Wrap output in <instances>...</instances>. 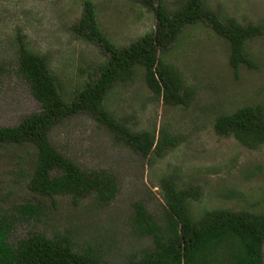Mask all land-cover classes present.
<instances>
[{"label":"rangeland","instance_id":"obj_1","mask_svg":"<svg viewBox=\"0 0 264 264\" xmlns=\"http://www.w3.org/2000/svg\"><path fill=\"white\" fill-rule=\"evenodd\" d=\"M160 1L170 11L183 2ZM85 3L93 5L100 30L117 47L154 30L152 10L131 0H0V128L16 126L40 111L28 85L17 75L18 38L33 54L45 58L64 100L94 77L105 56L73 29ZM204 3L222 22L232 18L242 25L263 27L262 35L245 46L252 66H242L234 75L228 64V43L200 22L185 28L160 55L191 89L188 105L165 106L146 88L141 72L109 92L105 109L118 125L131 133L150 134L155 142L162 130L180 141L161 158L142 157L87 114L57 124L49 141L58 153L83 171H105L115 177L117 194L107 206L95 202L92 195L74 204L70 196L30 192L33 150L0 147V214L12 221V246L31 234L67 237L77 251L94 249L103 264H127L153 249L152 239L132 228L134 204H141L163 228L167 183L179 191H200L197 201L188 202L194 219L211 210L264 212V145L249 150L213 130L221 114L246 106L264 107V0ZM262 252L264 264V243Z\"/></svg>","mask_w":264,"mask_h":264},{"label":"trees","instance_id":"obj_2","mask_svg":"<svg viewBox=\"0 0 264 264\" xmlns=\"http://www.w3.org/2000/svg\"><path fill=\"white\" fill-rule=\"evenodd\" d=\"M131 1L152 10L155 27L125 47H117L109 40L97 24L93 5L84 4L74 33L96 44L105 59L96 68L94 77L68 101L59 94L45 58L33 54L25 41L18 38L17 75L28 85L40 111L16 126L0 128V147L12 145L33 150L27 184L30 192L45 197L70 196L74 204L89 195L103 206L114 200L117 186L113 175L79 169L49 141L57 124L78 114L91 116L144 158L151 155L161 158L179 145L177 138L163 130L156 142L150 134L131 133L115 122L104 103L114 87L133 81L141 72L146 88L162 99L165 106L188 105L191 89L180 72L160 58L185 28L203 22L225 40L229 46L228 64L234 75L240 67L252 66L245 46L262 35L261 25H242L232 18L222 22L205 6L204 0H183L173 11L160 0L156 4L153 0ZM213 130L216 136L233 138L249 150L259 149L264 145V107L246 106L221 114L215 118ZM164 189L163 228L141 204H134L132 228L140 236L150 237L153 249L127 264H263L264 212L211 210L194 219L188 202L197 201L200 191H179L171 183L164 185ZM11 230L12 221L0 214V264H103L94 249L77 251L67 237L49 239L42 234H31L12 246Z\"/></svg>","mask_w":264,"mask_h":264}]
</instances>
